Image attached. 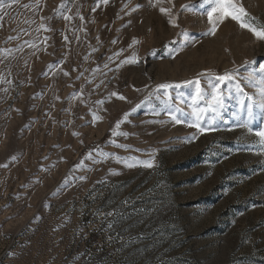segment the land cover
I'll return each instance as SVG.
<instances>
[{"label": "rangeland", "instance_id": "374dc122", "mask_svg": "<svg viewBox=\"0 0 264 264\" xmlns=\"http://www.w3.org/2000/svg\"><path fill=\"white\" fill-rule=\"evenodd\" d=\"M241 3L264 24V0ZM211 6L2 0L0 264H264V154L243 126L264 128L260 109L249 121L252 101L225 82L208 130L189 126L186 80L205 90L200 107L225 72L259 99L245 78L264 67V41L230 18L207 34ZM162 83L181 84L172 100Z\"/></svg>", "mask_w": 264, "mask_h": 264}, {"label": "snow or ice", "instance_id": "6c2138e0", "mask_svg": "<svg viewBox=\"0 0 264 264\" xmlns=\"http://www.w3.org/2000/svg\"><path fill=\"white\" fill-rule=\"evenodd\" d=\"M103 3L107 4L108 0H102ZM211 7L210 10L207 12L208 21L211 25V28L209 29V32L207 34L214 35L218 25L223 23L227 19H232L237 22H239L240 26L242 28L247 29L250 31L258 40L264 41V24L261 25H255L253 23H249L246 21V18L249 16V13L241 3V0H210ZM0 3H2V0H0ZM64 5L61 4V8H63ZM127 7V5H125ZM139 7V5L137 6ZM187 8L188 6H182ZM135 11V9H132ZM160 11L162 13H169V9L161 8ZM65 19H72L70 15H66L64 17ZM83 19V16L80 17ZM169 23L176 25L175 18L169 17ZM67 39V37H65ZM139 41L133 40V43H138ZM138 57L128 58L123 63H139ZM67 74V73H66ZM215 81L217 82L214 87V92L211 96V100L209 103H206L204 107H200V102L204 99L205 90L201 87L200 81L198 79L196 80H186L183 82V84H195V91L194 95L192 96L193 101V111H192V119L194 121L193 124L189 125L192 127L197 128L201 133L207 131L208 129L201 126V121H203L209 113H211V122L215 121L216 116L220 115L222 109L225 106V96L223 92L220 90V85L225 82H234L236 86V90L244 95L247 100L252 101L248 105V118L249 121H251L254 118L253 108H259L260 113L259 117L261 120H264V67H261L260 74L257 78V74H252L249 77H246L245 79L248 80L249 84H252L254 87L258 89V96L259 99H256L253 96H247V94L244 92L243 87L241 86L240 82L236 79V77L231 72H225L222 75H218L214 77ZM181 87V84L176 83H162L157 86V89H163L165 90V96L168 98V100H172V95L169 90L172 89H179ZM112 96H117L119 99L124 100L126 97L120 95L119 93L113 92L111 93ZM243 103V101H242ZM135 111V109H133ZM129 113L124 114V119H127V116ZM168 116L177 124L182 123L183 121L177 117V115L173 111H168ZM99 119V117H97ZM121 121H118L116 124V127L119 128ZM249 132H252L259 140L260 144V152L258 154H264V128H260L258 130H253L250 127L249 123H246L243 125ZM116 134H122L127 135L126 133H116ZM76 135H79L76 133ZM127 147V146H124ZM113 155V154H108ZM14 160L16 157H12ZM117 159L120 162H123L126 164L127 167H147V168H153L155 167L154 157L147 161L139 160L138 158H120L117 157ZM81 179H86V177H81Z\"/></svg>", "mask_w": 264, "mask_h": 264}]
</instances>
